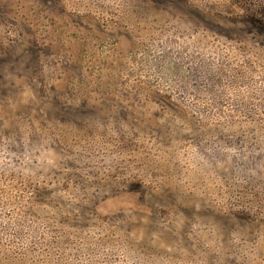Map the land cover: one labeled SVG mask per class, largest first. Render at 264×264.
<instances>
[{"label": "rangeland", "instance_id": "obj_1", "mask_svg": "<svg viewBox=\"0 0 264 264\" xmlns=\"http://www.w3.org/2000/svg\"><path fill=\"white\" fill-rule=\"evenodd\" d=\"M0 264H264V0H0Z\"/></svg>", "mask_w": 264, "mask_h": 264}]
</instances>
